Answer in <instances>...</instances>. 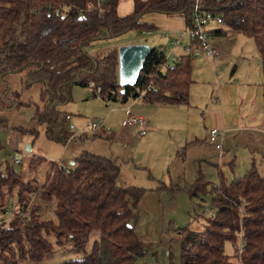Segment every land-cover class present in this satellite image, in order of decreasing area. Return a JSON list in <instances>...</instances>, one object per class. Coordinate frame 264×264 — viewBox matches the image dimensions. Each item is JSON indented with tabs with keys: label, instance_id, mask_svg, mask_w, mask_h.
<instances>
[{
	"label": "trees",
	"instance_id": "trees-1",
	"mask_svg": "<svg viewBox=\"0 0 264 264\" xmlns=\"http://www.w3.org/2000/svg\"><path fill=\"white\" fill-rule=\"evenodd\" d=\"M197 1L200 9L222 17L221 23L209 28V37H225L230 32L252 38L262 76L264 111V0ZM118 2L0 0V80L7 73L26 69L27 86L41 83L32 119L43 126L46 139L64 144L72 134L65 119L69 114L56 108L70 100L68 88L72 85L88 87L91 96L105 101L188 103L192 67L187 54L171 60L152 47L132 83L120 87L117 51L94 58L84 46L131 29L152 31L153 24L139 20L147 12L178 14L189 25L194 0H133L132 10L124 15L117 13ZM19 104L30 105L20 100L12 103ZM0 125L6 124L0 121ZM15 128L37 134L35 129ZM101 132L103 128L91 135L101 137ZM72 161L71 167L51 162L39 185L22 181L7 163L0 167V212L6 211L14 189L17 204L7 218L0 215V264H138L137 258L148 253L150 242L143 241L134 229L145 189L117 185L119 166L107 157L82 151ZM159 190L184 191L190 199L209 195L212 211L204 218L202 229L187 225L175 229L178 264H264V177L253 161L229 181L219 171L217 183L204 177L197 161L191 184L179 187L159 182L154 191ZM35 194L44 204L53 201L52 217H44L38 204H32L22 216L18 213ZM240 234L244 248L234 262L224 253L223 244ZM53 255L69 257L53 263ZM167 264L175 263L169 259Z\"/></svg>",
	"mask_w": 264,
	"mask_h": 264
},
{
	"label": "rangeland",
	"instance_id": "rangeland-1",
	"mask_svg": "<svg viewBox=\"0 0 264 264\" xmlns=\"http://www.w3.org/2000/svg\"><path fill=\"white\" fill-rule=\"evenodd\" d=\"M139 20L151 23L156 28L149 32L131 29L114 37L96 38L84 46L85 51L98 58L109 50L118 51L121 46L140 45L148 50L160 45L172 47L169 41L177 38L185 25L178 14L147 12ZM208 41L218 52L215 65L209 56L191 57L192 83L189 86L187 104H148L140 99H129L126 103L105 101L91 96L92 89L88 87L72 85L68 88L70 100L58 104L56 108L69 113L66 122L72 123L75 128L103 118L104 132H101V137H92L93 133L88 132L86 138L69 139L64 144L46 139L43 126L32 119L33 104H39L38 90L41 83L34 81L27 86L26 69L3 75V81L0 80V121L6 125H0V167L7 163L19 173L22 181L39 185L51 162L71 167L70 161L80 151L103 154L114 159L120 166L117 185L145 189L137 208L138 220L134 229L143 241L150 242V250L143 257L137 258V263L167 264L170 259L178 264L179 235L175 229L186 225L190 229H202L204 218L209 217L212 211L208 206L209 195L202 196V199H190L180 190L173 193L154 191L158 183L179 187L191 184L197 160L204 177L211 183L218 182L219 171L227 181L241 175L252 161L264 177V145L253 142L252 138L257 136H251L254 131L239 132L235 141L226 139L224 142L223 139L219 161L213 147L203 149L204 156L200 157H195V154L192 156L187 153V147H183L180 124L184 120V129L185 125L189 128L192 123L189 121L191 115L196 114L199 120L195 129L201 135L200 138L205 136V113L212 110L214 104L218 105V100L215 99L216 80H220V83L223 79L231 82L246 81L249 86L262 82L258 53L252 38L228 32L225 37L210 36ZM173 48L174 56L186 54L180 45ZM231 70L234 71L229 75ZM237 97L236 106L239 107L242 95L239 93ZM15 100L29 102L30 105L19 104L15 107L12 105ZM253 102L250 99L247 107L254 111ZM139 105L143 111L139 109ZM259 108L260 120L255 124L264 131V111L262 105ZM247 110L246 108L240 114ZM130 113L144 118V123L141 126H122L121 121ZM17 126L35 129L37 134L33 136L29 132L18 131L15 128ZM108 135H112V138L107 139ZM28 145L30 150L26 151ZM12 157L17 158L18 162L14 163ZM15 192L16 189L6 203V212H0L3 218L17 210ZM32 204L40 206V213L44 217L53 216L52 200L44 204L38 194H35L27 202L26 208ZM238 245L239 236L233 242L226 240L223 244V251L231 261H237ZM68 257L53 255L50 260L56 263Z\"/></svg>",
	"mask_w": 264,
	"mask_h": 264
},
{
	"label": "crops",
	"instance_id": "crops-1",
	"mask_svg": "<svg viewBox=\"0 0 264 264\" xmlns=\"http://www.w3.org/2000/svg\"><path fill=\"white\" fill-rule=\"evenodd\" d=\"M132 8H133V0H119L117 4V13L119 15H124V14L129 13L132 10ZM211 60H212L213 65H215V61H214L215 58H211ZM233 71L234 70H231V73L229 75H232ZM243 80L245 79L243 78ZM215 86H216L215 91H217L216 93L217 96H215V99L218 100V105L214 104L213 109L205 113L204 122H205V127H206L205 130L207 131L205 133L204 138H200L201 135L195 129V124L196 122L199 121L196 114L190 116L189 121H191L192 123L189 128L187 127V125H185L186 130L184 129V120L181 121L180 129H182L183 131V137H182L183 146L185 145V143H187V145H185V147H187V151H188L187 153H190L192 156L193 154H195V157L204 156V153H202V150L208 149L207 146L209 147V149L212 147V145H210L207 142L208 141L207 132H208V129L211 127H223L225 129V135L223 138L225 139L224 142L226 141V139L235 141L238 138L239 132H242V131L250 132L251 131L250 133H252V131H254V133L251 134V136L252 137L255 135L257 136L253 138L251 137L253 142H258L259 144L264 145V131L262 130V128L259 129V127H257V125L255 124L259 122L260 120L259 119V116H260L259 105H262L261 83L255 86H249L247 85L246 81L238 82L237 80H234L231 82L230 80L223 79L221 83H220V80H216ZM215 91L212 92L213 94L212 96H214ZM239 93L240 95H242V98H241L239 107H237L236 103L238 102L237 96ZM250 99L254 100L253 102V105H255L254 111L253 109L247 107ZM148 104H152V103H148ZM154 104H158V103H154ZM246 108L248 110L241 115L240 112L245 111ZM139 109L143 111L140 105H139ZM185 120L187 121L188 118H186ZM250 127H254L257 129H250ZM204 144L205 146H203ZM29 150L30 149L26 151H29ZM81 152L82 151H80V153ZM100 155L111 159L110 157L105 156L103 154H100ZM111 160L115 161L114 159H111ZM71 162L73 161H70L69 164H71ZM62 167H68V166H62ZM119 169H120V166H119Z\"/></svg>",
	"mask_w": 264,
	"mask_h": 264
},
{
	"label": "built area",
	"instance_id": "built-area-1",
	"mask_svg": "<svg viewBox=\"0 0 264 264\" xmlns=\"http://www.w3.org/2000/svg\"><path fill=\"white\" fill-rule=\"evenodd\" d=\"M222 22V17L219 14H214L210 11H204L199 8L198 1L194 0L192 11H191V19L189 25H184L182 30L180 31V35L169 41V44L172 47H164L158 46L156 51H162L165 53L166 59L170 58L174 60L175 57L173 55V50L175 46L180 45L183 51L191 58V57H200V56H209L210 58H215L218 55V52L214 46L210 45L208 41V30L209 27L212 28L214 25H217ZM184 41H182V39ZM182 41V42H181ZM89 86H93L92 82H89ZM99 88H96L98 91ZM69 115H65V119L67 120ZM105 119L101 118L98 120H91L84 124V126L80 128H75L72 123H67V127L71 130L72 134L69 136V139H72L74 136L84 135L88 132H93L95 130L103 128V122ZM144 123V118L138 115L128 114L122 121V126H141ZM225 135V129L223 127H211L207 132V140L208 142L218 151L217 157L221 158V150H222V140ZM12 161L14 163L18 162V159L12 157ZM27 207V204H26ZM26 207H19L18 213L22 216L26 213ZM26 210V211H25ZM6 211H4L5 213ZM10 214V213H9ZM244 248V241L240 234L239 236V245L237 247V257L240 252Z\"/></svg>",
	"mask_w": 264,
	"mask_h": 264
},
{
	"label": "water",
	"instance_id": "water-1",
	"mask_svg": "<svg viewBox=\"0 0 264 264\" xmlns=\"http://www.w3.org/2000/svg\"><path fill=\"white\" fill-rule=\"evenodd\" d=\"M148 53L145 46H121L117 51L118 85L124 87L131 84L141 65V61ZM143 131H138L142 133ZM30 146H27L28 150ZM72 164V162H71Z\"/></svg>",
	"mask_w": 264,
	"mask_h": 264
}]
</instances>
